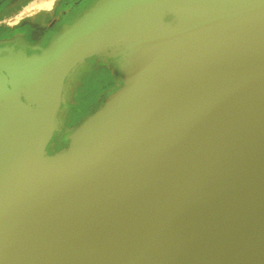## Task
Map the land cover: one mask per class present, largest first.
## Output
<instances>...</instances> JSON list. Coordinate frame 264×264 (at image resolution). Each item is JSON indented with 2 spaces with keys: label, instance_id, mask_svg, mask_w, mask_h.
<instances>
[{
  "label": "water",
  "instance_id": "1",
  "mask_svg": "<svg viewBox=\"0 0 264 264\" xmlns=\"http://www.w3.org/2000/svg\"><path fill=\"white\" fill-rule=\"evenodd\" d=\"M92 58L122 85L53 155ZM0 264H264V0H95L1 57Z\"/></svg>",
  "mask_w": 264,
  "mask_h": 264
},
{
  "label": "crops",
  "instance_id": "2",
  "mask_svg": "<svg viewBox=\"0 0 264 264\" xmlns=\"http://www.w3.org/2000/svg\"><path fill=\"white\" fill-rule=\"evenodd\" d=\"M93 2H94V0H0V23H1L0 26H4L5 28H16V27H21L25 24H39V25H43L47 28L48 27L47 23H50V25H51L54 23L53 21H55L56 19L62 18V17H58V15L60 14V12L61 13L64 12L65 9L68 10V8H69V10L71 9L74 11H77V10L79 11V10H83V9L88 8ZM49 5L50 6L52 5L51 8ZM81 13L82 12H80L79 15H81ZM63 16H64V14H63ZM12 21H15L14 22L15 24L12 25L10 23ZM69 24H67V25H69ZM20 30H21V32H20L21 34L19 35V37L26 39V35H31L32 38L38 39V34H39L38 31L34 32L31 30H25V29L24 30L20 29ZM61 30L62 29L58 30V32L54 35V38L57 36L59 31H61ZM46 47H44V48H46ZM44 48H41V49H44ZM39 51L34 52L33 54H28L27 51H23V50H19L18 52H15V51L12 52L11 51L10 53L18 54L20 52H25L28 56H32L34 54L39 53ZM87 61H89L88 64L86 62L85 65H83L77 69V71L74 75L70 76L67 79V81L65 82V86H66L67 82L69 81V79L73 78V82H75V84H76V86L74 88L75 93L73 94V96H74L73 102L75 103L76 106H78L80 103L87 102V104L84 108L89 107L92 110L95 108V110L93 112L91 110V112H92L91 115H92L96 110H98L103 105V102L106 99L108 93L111 92L112 90H114L115 88L120 87L122 85V77H121L119 67H118L119 62L116 60H109V59L97 60L96 58H92V59H89ZM116 63H117V65H116ZM89 66H91V68L86 69L83 72V74L80 76L81 72ZM81 68H82V70H80ZM104 73H110L112 79H110L109 81L106 82L102 78V74H104ZM99 77L102 78V81H101L102 85H106V88L104 90H108L111 88L112 89L109 90L104 97H102L101 102L99 103L100 106L96 107L95 105H93V103L91 101V95H90L91 92L89 94L86 92L84 85L82 86V82H84V80H86V79H90L93 82L94 80H96ZM82 79H84V80H82ZM64 89H65V87H64ZM63 95H64V92H63ZM66 104H64V105H66ZM84 108L81 109V111H80L81 113L84 111ZM88 117H86V118H88ZM81 119H82L81 117L78 119V121L76 122V125L73 127V129L85 120V119H83L81 121ZM73 129L71 130V132L73 131ZM60 132H61V130H60ZM70 133L68 134V136L70 135ZM58 134L55 136V138L58 136ZM55 138H54V140H55ZM54 140H53V142H54ZM67 143H68V140H67Z\"/></svg>",
  "mask_w": 264,
  "mask_h": 264
},
{
  "label": "flooded vegetation",
  "instance_id": "3",
  "mask_svg": "<svg viewBox=\"0 0 264 264\" xmlns=\"http://www.w3.org/2000/svg\"><path fill=\"white\" fill-rule=\"evenodd\" d=\"M81 11L82 10H66L61 19H56L54 23L47 28L39 24H25L16 28H5L4 26H0V58L9 54L11 51L18 52L19 50H23L27 51L28 54H33L41 48L46 47L52 41L58 30L71 23ZM20 29L31 30L34 32L38 31V39L32 38L31 35H26L27 40L19 37L21 34ZM75 86L76 84L73 82V78H71L64 89V97L67 100V104L63 105L58 115V129L61 130V132L49 148V152L53 155L68 147L67 136L81 117V109L87 104V102H83L78 106L75 105L73 102Z\"/></svg>",
  "mask_w": 264,
  "mask_h": 264
},
{
  "label": "rangeland",
  "instance_id": "4",
  "mask_svg": "<svg viewBox=\"0 0 264 264\" xmlns=\"http://www.w3.org/2000/svg\"><path fill=\"white\" fill-rule=\"evenodd\" d=\"M95 1V0H94ZM87 9V8H86ZM67 9H65V11H66ZM68 10H69V8H68ZM85 9H83L81 12H83ZM65 11L64 12H60V14L58 15V17H62L63 16V14L65 13ZM15 21H12V22H10L12 25L13 24H15L14 23ZM54 22V21H53ZM1 24V23H0ZM48 24V26L50 25V23H47ZM89 63V61H87V64ZM91 68V66H89V67H87V68H85L82 72H81V74H80V76L83 74V72L86 70V69H90ZM80 70H82V68L80 69ZM79 76V77H80ZM108 79H107V78ZM102 78L107 82V81H109L110 79H112L111 78V75H110V73H105L103 76H102ZM102 78L101 77H99V78H97L96 80H94L93 82L90 80V79H86V80H84V79H82V80H84V82H82V86L84 85V88L86 89V92L89 94L90 92V95H91V101H92V103H93V105H95L96 107L98 106H100L99 105V103L101 102V99H102V97H104L105 95H106V93L109 91V90H111V89H108V90H104L105 88H106V85H102V83H101V81H102ZM86 83V84H85ZM106 84V83H105ZM91 108H89V107H86V108H84V111L80 114L81 115V121L83 120V119H85L86 117H88L89 115H91V113L95 110V108L92 110V112H91ZM80 121V122H81Z\"/></svg>",
  "mask_w": 264,
  "mask_h": 264
},
{
  "label": "bare ground",
  "instance_id": "5",
  "mask_svg": "<svg viewBox=\"0 0 264 264\" xmlns=\"http://www.w3.org/2000/svg\"><path fill=\"white\" fill-rule=\"evenodd\" d=\"M50 6V5H49ZM52 6V5H51ZM51 6H50V8H51Z\"/></svg>",
  "mask_w": 264,
  "mask_h": 264
},
{
  "label": "trees",
  "instance_id": "6",
  "mask_svg": "<svg viewBox=\"0 0 264 264\" xmlns=\"http://www.w3.org/2000/svg\"><path fill=\"white\" fill-rule=\"evenodd\" d=\"M104 74H105V73H104ZM104 74H102V76H103Z\"/></svg>",
  "mask_w": 264,
  "mask_h": 264
}]
</instances>
